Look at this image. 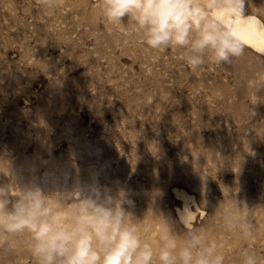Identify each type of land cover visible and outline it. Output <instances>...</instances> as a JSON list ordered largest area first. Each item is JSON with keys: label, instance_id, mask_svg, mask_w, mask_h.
<instances>
[{"label": "rangeland", "instance_id": "1", "mask_svg": "<svg viewBox=\"0 0 264 264\" xmlns=\"http://www.w3.org/2000/svg\"><path fill=\"white\" fill-rule=\"evenodd\" d=\"M100 3L0 0V172L11 164L18 180L46 187L95 178L126 194L136 220L162 216L178 234L179 189L226 264H242L241 248L264 264V55L245 47L193 72L181 50L143 46L127 17L108 23ZM245 12L264 20V0H246ZM235 199L251 239L224 227ZM0 264L34 261L21 243L0 248Z\"/></svg>", "mask_w": 264, "mask_h": 264}, {"label": "clouds", "instance_id": "2", "mask_svg": "<svg viewBox=\"0 0 264 264\" xmlns=\"http://www.w3.org/2000/svg\"><path fill=\"white\" fill-rule=\"evenodd\" d=\"M245 2L101 0L99 9L110 24L123 25L127 17L131 32L148 49L181 50V59L195 72L206 63L231 62L251 41L264 43V20L246 14ZM0 175L7 177L0 183V248L14 251L23 243L34 264H226L223 243L206 229L192 227L190 212L180 218L185 230L178 234L162 216L158 222L136 220L125 208L132 205L126 194H112L95 178L71 186L66 179L53 181L46 187L42 178L18 180L11 164L8 175ZM221 204H226L224 194ZM223 223L245 240L254 235L236 199L234 207H225ZM153 234L155 242L145 239ZM239 259L259 264L250 248H241Z\"/></svg>", "mask_w": 264, "mask_h": 264}, {"label": "bare ground", "instance_id": "3", "mask_svg": "<svg viewBox=\"0 0 264 264\" xmlns=\"http://www.w3.org/2000/svg\"><path fill=\"white\" fill-rule=\"evenodd\" d=\"M249 15L259 18L255 14H249ZM251 44H252V46L250 48L252 50L256 51L257 53L264 55V43L251 41ZM175 194L180 200H182V205L176 209L179 221H180V218L182 217V215L187 213V212H190L189 218L192 221H194L196 212L199 210V207L195 203L193 197L188 195L187 193L179 190V189H175Z\"/></svg>", "mask_w": 264, "mask_h": 264}]
</instances>
